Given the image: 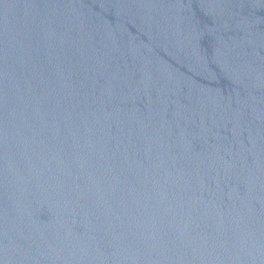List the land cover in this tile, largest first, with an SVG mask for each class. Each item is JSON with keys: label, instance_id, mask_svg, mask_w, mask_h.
I'll return each mask as SVG.
<instances>
[{"label": "water", "instance_id": "water-1", "mask_svg": "<svg viewBox=\"0 0 264 264\" xmlns=\"http://www.w3.org/2000/svg\"><path fill=\"white\" fill-rule=\"evenodd\" d=\"M0 264H264V0H0Z\"/></svg>", "mask_w": 264, "mask_h": 264}]
</instances>
